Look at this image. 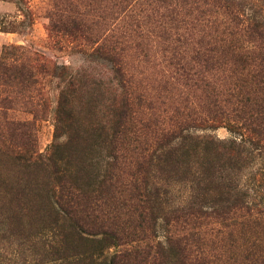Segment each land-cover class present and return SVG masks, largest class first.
<instances>
[{"label":"rangeland","instance_id":"rangeland-1","mask_svg":"<svg viewBox=\"0 0 264 264\" xmlns=\"http://www.w3.org/2000/svg\"><path fill=\"white\" fill-rule=\"evenodd\" d=\"M239 54L246 64L236 63ZM259 54L264 0H0V264H108L135 246L79 247L66 260L53 253L57 177L96 197L119 174L120 156L140 153L151 130L175 125L173 148L181 131L240 150L205 168L233 189L238 217L166 228L189 239L185 262L264 264V140L249 143L243 115L232 112L237 93L250 92L244 80ZM207 57L217 64L197 66ZM68 141L70 154L53 167V148ZM203 158H190V173ZM174 167L149 180L166 190L165 210L209 213L193 177ZM168 232L158 229L156 241Z\"/></svg>","mask_w":264,"mask_h":264},{"label":"trees","instance_id":"trees-1","mask_svg":"<svg viewBox=\"0 0 264 264\" xmlns=\"http://www.w3.org/2000/svg\"><path fill=\"white\" fill-rule=\"evenodd\" d=\"M258 48L261 54V47ZM245 55L236 56V63L246 64L249 59ZM259 55L253 64L254 73H250L246 76L248 79L244 80L247 86L245 91L250 92L245 96L241 92L237 93L235 99L237 105L232 112L243 115L236 117L241 129L249 137L248 142H256V145L261 146V141L264 140V136L261 138V131L264 133V57L261 60ZM216 61V57H207L201 60V63H197V66L206 70V65L213 62L217 64ZM202 120L205 122L212 119ZM178 129L179 126L175 125L167 130H151L144 138L145 148L140 153H129L131 155L119 157L123 160L119 174L114 177L113 182L109 178L108 185L100 189L96 197H89L72 184L68 185L70 178L69 176L66 178L65 173L57 177L59 182L53 195L56 206L53 220L55 225L57 222L60 223L57 230H60L61 239L51 247V251L64 255L79 247L86 252L94 249L103 250L110 246L119 248L129 243V246L136 245L115 253L108 264H188L185 262V255L189 252L187 245L189 239L166 231L167 227L180 223L182 231L187 232L192 230V227L194 229L199 220L214 223L218 220V224H224L230 219L237 218L242 210L239 198L236 195L232 196L233 189L215 184L213 174L207 172L205 168L211 167L212 162L209 163V160L213 161L211 159H216V163L225 162V159L230 161L236 156L235 153H239L238 146L233 141L217 145L211 139L190 138L179 131V142L173 148L171 144L178 134ZM72 143L68 141L63 146L53 148L51 158L49 157L47 161L53 167L55 162L64 161L70 154ZM262 143L264 146V142ZM199 153L204 156L205 161L199 163L200 171H197L196 176L190 173L189 164L190 158H195ZM211 155L213 157L209 158ZM171 163L176 166L172 168L175 174L181 171L185 180L187 177H193L192 182L196 183L201 202L210 204L205 207L210 210L209 213L194 209L192 205H188L187 208L165 210L162 197L167 195L166 190L155 186L154 181L149 180H157L152 172L158 173L161 177H168L169 172L163 168ZM166 173L168 175H164ZM81 179L79 175L77 180ZM162 180L166 182V179ZM158 221H161L162 225L158 224ZM158 229L165 230L171 236L164 237L163 242L156 241ZM139 244H142V247H138ZM65 258L64 255L61 259L66 260ZM101 264H105V260Z\"/></svg>","mask_w":264,"mask_h":264}]
</instances>
